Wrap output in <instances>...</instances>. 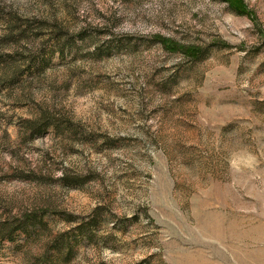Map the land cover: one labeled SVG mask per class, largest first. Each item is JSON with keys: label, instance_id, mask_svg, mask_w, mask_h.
Instances as JSON below:
<instances>
[{"label": "rangeland", "instance_id": "374dc122", "mask_svg": "<svg viewBox=\"0 0 264 264\" xmlns=\"http://www.w3.org/2000/svg\"><path fill=\"white\" fill-rule=\"evenodd\" d=\"M0 264H264V0H0Z\"/></svg>", "mask_w": 264, "mask_h": 264}]
</instances>
